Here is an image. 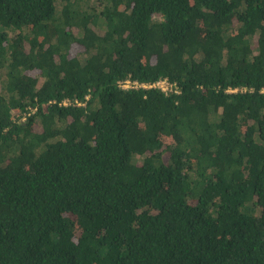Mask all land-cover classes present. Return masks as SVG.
Returning <instances> with one entry per match:
<instances>
[{
    "label": "trees",
    "instance_id": "1",
    "mask_svg": "<svg viewBox=\"0 0 264 264\" xmlns=\"http://www.w3.org/2000/svg\"><path fill=\"white\" fill-rule=\"evenodd\" d=\"M0 264H264V0H0Z\"/></svg>",
    "mask_w": 264,
    "mask_h": 264
},
{
    "label": "built area",
    "instance_id": "2",
    "mask_svg": "<svg viewBox=\"0 0 264 264\" xmlns=\"http://www.w3.org/2000/svg\"><path fill=\"white\" fill-rule=\"evenodd\" d=\"M119 88L124 91L128 90H158L165 95L168 94H178L179 88L175 82H171L167 78H159L154 82H140L136 79L131 78L130 76L126 77L125 79L119 80L117 82ZM246 91L245 88H230L227 90L228 93H237V92H244ZM88 97H85L87 99ZM64 106H68L70 101L64 100L62 103ZM73 105L76 106H84L85 102L75 100Z\"/></svg>",
    "mask_w": 264,
    "mask_h": 264
},
{
    "label": "rangeland",
    "instance_id": "3",
    "mask_svg": "<svg viewBox=\"0 0 264 264\" xmlns=\"http://www.w3.org/2000/svg\"><path fill=\"white\" fill-rule=\"evenodd\" d=\"M201 34H202V33H201ZM79 51H80V47H79L77 44L73 45L72 48H71L70 57L72 58V57L75 56ZM171 143H172V142H171L170 139H166V140H165V146H168V145L171 144ZM165 155H167V153H166Z\"/></svg>",
    "mask_w": 264,
    "mask_h": 264
}]
</instances>
